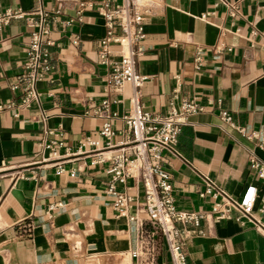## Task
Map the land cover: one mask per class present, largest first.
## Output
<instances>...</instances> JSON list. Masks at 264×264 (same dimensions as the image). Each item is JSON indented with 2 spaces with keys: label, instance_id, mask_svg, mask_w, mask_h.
I'll return each instance as SVG.
<instances>
[{
  "label": "crops",
  "instance_id": "obj_1",
  "mask_svg": "<svg viewBox=\"0 0 264 264\" xmlns=\"http://www.w3.org/2000/svg\"><path fill=\"white\" fill-rule=\"evenodd\" d=\"M131 1L152 3L135 61L144 77L142 109L164 115L182 99L203 107L187 117L178 156L164 154L177 208L209 212L221 202L200 197L205 177L235 199L254 186L252 215L264 220V179L251 167V160L264 164V0H229L234 16L214 0H0V14H22L0 31V264H172L147 223L141 184L115 183L134 199L126 213L115 211L106 193L109 158L127 140L120 117L133 89L126 83L121 93L108 90V69L97 61L105 33L98 9ZM40 7L50 17L51 70L36 85L38 101L24 106L16 77L31 33L26 17ZM102 102L116 115L110 149L99 135L103 119L94 114ZM221 110L231 124L221 121ZM50 131L61 133L57 160H45L41 147ZM86 140L98 147L83 146ZM140 223L149 239L142 249ZM202 230L182 248L188 264H264V238L235 214L210 218Z\"/></svg>",
  "mask_w": 264,
  "mask_h": 264
},
{
  "label": "built area",
  "instance_id": "obj_2",
  "mask_svg": "<svg viewBox=\"0 0 264 264\" xmlns=\"http://www.w3.org/2000/svg\"><path fill=\"white\" fill-rule=\"evenodd\" d=\"M40 1V0H39ZM214 6H222L230 16L237 13L236 7L229 0H214ZM152 3H120L113 7L103 5L98 9L104 20L105 33L99 41L97 61L108 69L107 87L114 93H121L124 85L129 83L133 89L129 111L120 117L124 124L123 134L127 140L118 148V153L109 158L111 181L106 189L112 199V207L118 213H126L133 203V197L114 186L116 182L124 183L127 179L137 180L143 189V211L147 223L166 244L172 264H188V257L182 251L186 240L193 235L202 234V224L213 218L215 220L244 219L264 238V220L253 217L256 199L255 187L248 185L239 198H232L219 189L212 181L204 177L205 190L200 194L220 197L221 202L214 203L209 212L183 211L176 206L172 195L169 173L164 168V154L178 156L177 142L182 127L187 124V117L203 110L194 100L182 99L178 105L171 102L164 115H151L144 111L139 101V89L144 77L135 72V61L140 55V44L145 39L144 22L151 14ZM18 12L7 11L0 14V31L10 19L21 17ZM204 17V15H202ZM49 15L40 7L26 17L27 26L31 29L28 50L22 65V73L16 77V85L20 86L22 97L20 102L28 106L38 101L36 85L51 70L48 40ZM111 46H116L115 53ZM197 62V61H196ZM2 107H0V110ZM94 114L103 119L99 135L106 139L105 149L113 148L111 138L114 132L111 120L116 118L102 102ZM221 121L231 124V117L225 110L219 112ZM242 133L243 129H239ZM42 141V150L47 152L45 160L59 159L58 150L62 147L61 133L47 132ZM255 137L254 134H252ZM264 145V139L262 141ZM85 144L98 147L96 141L86 140ZM125 148L129 152H125ZM251 167L258 178L264 179V164L251 160ZM61 169H59L60 171ZM259 212L264 213V198L260 202ZM130 221H136L134 216ZM139 249L148 245L140 223ZM152 238V237H151ZM132 257H137L135 250Z\"/></svg>",
  "mask_w": 264,
  "mask_h": 264
},
{
  "label": "rangeland",
  "instance_id": "obj_3",
  "mask_svg": "<svg viewBox=\"0 0 264 264\" xmlns=\"http://www.w3.org/2000/svg\"><path fill=\"white\" fill-rule=\"evenodd\" d=\"M85 264H100L99 262L97 263V262H95V261H87V262H85ZM121 264H124V263H121Z\"/></svg>",
  "mask_w": 264,
  "mask_h": 264
}]
</instances>
